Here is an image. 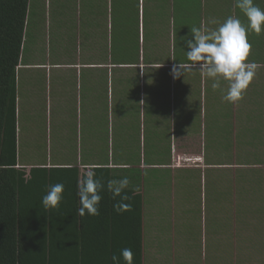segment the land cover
<instances>
[{
  "label": "crops",
  "instance_id": "1",
  "mask_svg": "<svg viewBox=\"0 0 264 264\" xmlns=\"http://www.w3.org/2000/svg\"><path fill=\"white\" fill-rule=\"evenodd\" d=\"M34 3L47 11L32 16L45 35L30 52L45 59H22L15 70L19 164L75 167L77 183L86 171L107 170L96 173L105 184L100 214L74 222L63 213L71 173L60 172L61 214L50 220L92 228L91 259L103 256L98 236L112 244L108 256L120 257L138 197L140 264H264V28L247 33L255 76L229 103L227 81L213 90L198 62L180 78L171 70L188 62L192 27L228 17L247 25L235 0H58L54 15L51 0ZM253 3L264 10V0ZM40 148L49 149L43 161ZM123 177L127 217L106 190ZM71 206L78 209V196Z\"/></svg>",
  "mask_w": 264,
  "mask_h": 264
},
{
  "label": "trees",
  "instance_id": "2",
  "mask_svg": "<svg viewBox=\"0 0 264 264\" xmlns=\"http://www.w3.org/2000/svg\"><path fill=\"white\" fill-rule=\"evenodd\" d=\"M32 1L0 0V264H112L111 257L107 255L112 250V244L100 240L98 236V250L95 251L103 256L91 259L92 254L86 249L91 247V253H94L95 243L92 237H89L93 229L88 226L87 228L86 225L70 229L60 228L50 217H53V214H61L58 210L62 204L48 210L42 205V197L49 188L51 175L52 179H56V183H60V176H63L60 172L71 173L69 190L66 191L68 197L65 201L70 204L63 213L69 216L71 222L77 220V209L75 211V207L71 206V203L77 200V169L44 166L28 169L20 165L17 159L15 70L22 60L21 51L26 48L27 51H32L33 38L41 39L44 38L41 34L45 35L41 25L32 28V16L39 19L47 10L40 11L41 8L38 9ZM91 170L95 173L107 172L102 167ZM134 200L137 203V206L133 207L136 214L134 218L130 216L131 229L128 236L132 264H140V202L138 197ZM124 213L127 217V213ZM88 220L90 222V218ZM98 230L96 228V232ZM78 237H84L87 243L78 245ZM119 264L126 262L119 261Z\"/></svg>",
  "mask_w": 264,
  "mask_h": 264
},
{
  "label": "clouds",
  "instance_id": "3",
  "mask_svg": "<svg viewBox=\"0 0 264 264\" xmlns=\"http://www.w3.org/2000/svg\"><path fill=\"white\" fill-rule=\"evenodd\" d=\"M238 7L247 18V25L240 19L228 17L216 28H207L203 22L200 27H192V40H187L186 63L173 65L171 75L180 78L185 70L193 67L192 62H198L202 77L212 80L213 90L221 89V81H227V91L222 99L229 103H236L243 98V93L252 82L257 64L249 61L251 44L248 42L247 33L253 31L260 34L264 28V10L253 3V0H235ZM210 24H217L215 19ZM130 180L128 177L110 179L107 181L106 190L117 202L113 205L114 211L120 214L131 210V204L126 203L130 197L125 190ZM105 190V184L96 178L94 170L84 173L78 180L77 193L80 206L77 214L84 217L98 216L99 205L102 200L101 193ZM64 185L56 183L49 186L42 197V205L45 210L55 209L62 201ZM138 191V190H137ZM120 257L126 264H132V251L129 248L121 250ZM120 257L113 255L112 264H119Z\"/></svg>",
  "mask_w": 264,
  "mask_h": 264
},
{
  "label": "rangeland",
  "instance_id": "4",
  "mask_svg": "<svg viewBox=\"0 0 264 264\" xmlns=\"http://www.w3.org/2000/svg\"><path fill=\"white\" fill-rule=\"evenodd\" d=\"M36 2H38L39 0H35ZM51 2H52V4H51V12H52V14L54 15L55 13H57L58 11H60L61 10V8H60V4L58 3V0H51ZM32 4L34 5V0L32 1ZM54 53V52H53ZM53 53H48V55L50 56H52V54ZM44 54L45 53H41V52H38V53H33V52H29V51H27V48H26V50H22L21 51V59H23L24 61H26L27 59H28V57L29 56H32V57H38V58H40V59H45V56H44ZM172 55L174 54V57L175 58H177V57H179V56H181L182 55V53H171ZM52 149H51V151H55L56 150V148H54V147H51ZM40 150V153H41V155H40V160L41 161H43V160H45V154L47 155V153H48V151H49V149H45V148H40L39 149ZM57 150H59V149H57ZM68 151H69V153H70V155H74V149H68ZM25 158H21V160H24Z\"/></svg>",
  "mask_w": 264,
  "mask_h": 264
}]
</instances>
